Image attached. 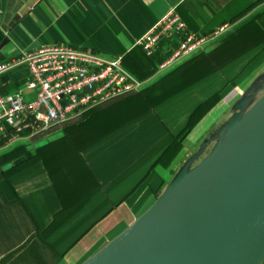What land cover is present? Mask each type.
<instances>
[{
  "label": "crops",
  "instance_id": "1",
  "mask_svg": "<svg viewBox=\"0 0 264 264\" xmlns=\"http://www.w3.org/2000/svg\"><path fill=\"white\" fill-rule=\"evenodd\" d=\"M170 8L192 32L228 28L158 69L176 38L161 37L152 56L133 44ZM60 43L120 56L138 87L41 142L0 146V264H80L197 165L231 116L264 93V0H0V62ZM27 77L24 64L1 72V94L31 100ZM113 109L118 118L102 120Z\"/></svg>",
  "mask_w": 264,
  "mask_h": 264
},
{
  "label": "water",
  "instance_id": "2",
  "mask_svg": "<svg viewBox=\"0 0 264 264\" xmlns=\"http://www.w3.org/2000/svg\"><path fill=\"white\" fill-rule=\"evenodd\" d=\"M264 93L211 151L80 264H263Z\"/></svg>",
  "mask_w": 264,
  "mask_h": 264
},
{
  "label": "built area",
  "instance_id": "3",
  "mask_svg": "<svg viewBox=\"0 0 264 264\" xmlns=\"http://www.w3.org/2000/svg\"><path fill=\"white\" fill-rule=\"evenodd\" d=\"M227 28L221 24L207 32H192L170 8L133 45L145 56H152L161 37H175L177 44L157 64L163 69L221 36ZM17 64L26 66L25 88L34 95L25 100L19 91L8 96L0 92V146L16 139L44 137L86 109L138 87L123 69L120 56L105 59L68 44H51L0 62V73Z\"/></svg>",
  "mask_w": 264,
  "mask_h": 264
},
{
  "label": "trees",
  "instance_id": "4",
  "mask_svg": "<svg viewBox=\"0 0 264 264\" xmlns=\"http://www.w3.org/2000/svg\"><path fill=\"white\" fill-rule=\"evenodd\" d=\"M246 30H249V28H247V26L246 27H244V28H240L237 32H238V34L236 33V35H240V36H242L241 35V33H239V32H243V31H246ZM229 38V36L228 37H226V39L225 40H227ZM224 40V41H225ZM134 48H138V47H134ZM140 51H141V49L140 48H138ZM142 52V51H141ZM143 53V52H142ZM144 54V53H143ZM134 99H132V100H129V101H124L122 104L120 103L119 105H117V108H119V106H129L130 104H132V103H128V102H134L133 101ZM121 110V109H120ZM120 110H118V111H120ZM113 115V116H112ZM118 115L119 114H116L115 113V111H114V109L112 110V111H110V113H104L103 115H102V120L104 119H106V120H108V119H110V121H114V120H116L117 118H118ZM36 139H40V138H36ZM34 155H36L35 153H34ZM264 262V261H263Z\"/></svg>",
  "mask_w": 264,
  "mask_h": 264
},
{
  "label": "rangeland",
  "instance_id": "5",
  "mask_svg": "<svg viewBox=\"0 0 264 264\" xmlns=\"http://www.w3.org/2000/svg\"><path fill=\"white\" fill-rule=\"evenodd\" d=\"M23 87H24V85H23ZM33 95H34V94H33V92H32V97H31V98H33ZM41 139H43V138H41ZM41 139L35 140V141H37L36 143L41 142V141H40ZM209 152H210V151H209ZM204 153H205V152H204ZM203 155H204V154H203Z\"/></svg>",
  "mask_w": 264,
  "mask_h": 264
}]
</instances>
